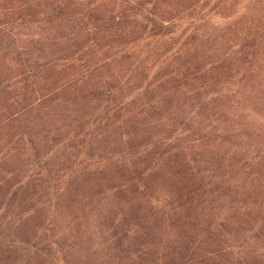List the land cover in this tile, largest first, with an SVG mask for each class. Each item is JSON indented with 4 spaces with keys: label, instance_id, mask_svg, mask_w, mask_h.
<instances>
[{
    "label": "trees",
    "instance_id": "1",
    "mask_svg": "<svg viewBox=\"0 0 264 264\" xmlns=\"http://www.w3.org/2000/svg\"><path fill=\"white\" fill-rule=\"evenodd\" d=\"M113 1L0 0V264H256L203 209L230 195L235 144L238 177L256 166L214 101L258 24L207 37L215 58L198 27Z\"/></svg>",
    "mask_w": 264,
    "mask_h": 264
},
{
    "label": "rangeland",
    "instance_id": "2",
    "mask_svg": "<svg viewBox=\"0 0 264 264\" xmlns=\"http://www.w3.org/2000/svg\"><path fill=\"white\" fill-rule=\"evenodd\" d=\"M98 2L109 8L115 6L113 0ZM128 2L127 5L143 7L135 18L140 22L170 21L177 23L181 29L186 26L192 29L198 27L199 45L203 43L202 50L215 58L224 56L226 46L222 41L214 40L208 47L205 43L207 37H212L213 34L221 35L224 29L238 24L242 18L250 21L249 26L258 24L260 37L255 43L258 51L247 54L254 62L246 65L244 73L236 77L237 82H233L231 94H220L214 101L215 106L226 107L227 125L233 123L232 127L236 126L238 129H245L247 126V129L253 132L250 137L251 146L245 157L249 161L254 159L256 166H252L248 177H238L235 167L236 155L244 153L247 148L242 146L237 149L235 144L229 156L233 165L227 175L230 177L227 180L228 185H231L228 192L230 195L218 198L215 203L205 204L203 213L205 217L212 216L215 226L223 222L221 229L225 231L233 245L257 247L264 255V236L260 235L259 239L255 237V233L260 230L264 235V0H128ZM243 114L244 119L240 118ZM237 151L240 153L234 155ZM256 264H264V257L257 260Z\"/></svg>",
    "mask_w": 264,
    "mask_h": 264
}]
</instances>
